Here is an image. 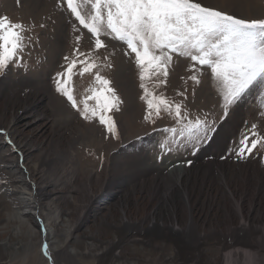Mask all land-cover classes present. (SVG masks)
Masks as SVG:
<instances>
[{"label": "rangeland", "instance_id": "obj_1", "mask_svg": "<svg viewBox=\"0 0 264 264\" xmlns=\"http://www.w3.org/2000/svg\"><path fill=\"white\" fill-rule=\"evenodd\" d=\"M199 2L238 18L264 19V0ZM0 16L29 29L24 33L26 48L19 66L10 65L6 74H0V264H180L175 254L171 257L174 246L168 239L174 240V236L142 242L144 236L152 235L150 229H155L144 228L151 220L158 222L151 213L161 203L159 194L151 198L143 195L142 184L178 164H189L187 175L194 167L213 161L227 164L225 172L247 169V181L251 180L250 171L264 173V139L246 158L236 155L244 136L248 137L247 147L257 139L251 134L254 124L264 138V89L247 94L224 118L222 98L210 70L174 55L166 83L155 94L180 103L188 120L215 121L217 127L209 141L195 148L182 146L190 142L187 136L181 137L174 116L161 112L156 117L153 113L145 120L146 104L140 99L143 91L134 54L125 55L130 51L127 46L107 36L102 37L106 47L95 51L91 34L71 16L64 0H0ZM76 49L86 54L95 51L100 75L110 81L121 101L119 111L109 113L116 124V138L97 119L84 120L55 90L54 77L77 59L73 56ZM95 71L81 76L79 63L74 69L69 86L81 110V101L91 95ZM192 75H197L198 84L190 79ZM152 83L148 82L150 90ZM52 100L60 102L64 110L52 109ZM87 103L94 107L96 102ZM29 106L28 118L23 110ZM33 110L42 113L41 117L34 116ZM56 120L62 124L56 126ZM138 160L142 172L131 178L114 177L120 164ZM19 173L36 204L34 214L28 217L20 214L24 208L15 191L23 187L17 181ZM198 190L202 197L215 194L208 183ZM197 195L191 202L195 206L192 217L198 222L196 232L203 242L205 264H214L208 260L225 251L219 246V237H224L230 248L242 241L251 243L249 250L257 253V264H264V200L258 198L249 211V228L259 231L251 239L246 234H231L241 222L239 215L225 220L218 209L220 201L195 202ZM248 200L244 212L250 208ZM210 205L214 211L208 215L200 212ZM44 245L48 246L47 256Z\"/></svg>", "mask_w": 264, "mask_h": 264}, {"label": "snow or ice", "instance_id": "obj_2", "mask_svg": "<svg viewBox=\"0 0 264 264\" xmlns=\"http://www.w3.org/2000/svg\"><path fill=\"white\" fill-rule=\"evenodd\" d=\"M64 2L79 26L91 34L95 51L106 47L102 37L107 36L127 46L130 51H126L125 55L134 54L143 91L140 99L146 104L145 120L151 119L153 113L156 117L161 112L174 116L180 126L181 137L187 136L190 142L182 146L195 148L209 141L217 127L215 121L200 118L188 120L180 103L167 100L162 93L155 94V90L166 83L174 55L210 70L211 80L217 85L222 98L224 118H227L230 107L247 94L264 89V19L238 18L234 14L205 6L199 0ZM28 30L23 23L0 16V74H6L10 65L19 66L21 54L26 48L24 33ZM76 40L79 42L80 37H76ZM95 51L86 54L76 49L73 56L77 59L71 60L65 71L58 72L54 77L55 90L67 99L73 109L80 111L84 120L97 119L104 130L116 138V124L109 113L119 111L121 101L110 87V81L100 75L99 58ZM78 63L81 76L96 70L91 95L81 101L84 105L82 110L69 86ZM190 79L197 84L200 82L197 75L190 76ZM150 81H153L151 90L148 87ZM87 100H94L95 106L90 107ZM152 122L155 123L154 120ZM256 128L254 124L251 134L257 139L252 140L251 147H247L248 137L244 136L240 140L237 157L246 158L264 139ZM172 131L175 133L176 129ZM161 147L163 149L164 145ZM43 252L45 256L48 255L47 245L43 246Z\"/></svg>", "mask_w": 264, "mask_h": 264}, {"label": "bare ground", "instance_id": "obj_3", "mask_svg": "<svg viewBox=\"0 0 264 264\" xmlns=\"http://www.w3.org/2000/svg\"><path fill=\"white\" fill-rule=\"evenodd\" d=\"M49 106L52 107V109L54 108L55 110H58L59 108L61 109V111L62 109L64 110L61 103L57 102L56 100H52ZM30 109H32V107L26 108L24 110L22 109L24 114H27L28 118L31 116V113L29 112ZM32 112L37 114L34 116H37L38 118H40L42 115V113L39 114L36 110H33ZM14 122L15 121L13 120L11 121L12 124H14ZM54 123L57 126L58 123L60 124L61 122H58L56 120L54 121ZM138 162H132V164H130L129 162L120 164V169L115 170L114 177L131 178L132 175L135 176L138 171L142 172V162L139 160ZM217 162L213 161L212 163L207 165H198L194 167L189 175L185 174V172L189 173V168H187L189 167V164L174 165L168 169L169 171H166V174L158 175L156 176L157 178L148 180L147 184H142L143 195L151 198L159 194L161 201V203L158 204L157 207L153 208L154 213H151V216L153 215L154 217L156 215L159 218L158 222L156 223L154 220H151L150 222L145 224L144 228L146 231H149V227H154L155 229H150V231H152V235L147 234V236H144L145 239H143L142 242L150 244L151 242H153L152 240L163 238L164 236L169 237V235L174 236V240L168 239V241H170L174 246L173 255L171 257H173L175 254L174 257H177L176 259H178V262L180 264H205L207 262V259L206 257L202 256L204 255V250L202 247L203 242L199 238L198 232H196L198 222L196 220L194 221L192 217L195 206H192L191 202L193 201V198L196 194H198V197L196 198L195 202H198L199 199L210 202H214L216 199L220 201L217 202L218 209L223 212L225 220L232 219L237 215L240 216L241 222L236 223L238 225L237 228H234V230L232 231V235L241 233L242 235L246 234L248 238L254 239V237L259 234V231H256L253 228L251 230L249 228L250 225L248 218L250 213L249 211L253 210L252 207H254L256 200L258 198L264 200V194H262L261 196L258 195V193L260 192L264 193V173L250 171L255 176L250 173L249 176L251 177V180L249 179L247 181V169H245L244 171L233 170V173H230V171L225 172L224 168H227V164H221ZM144 171H146V168ZM75 172L76 171H74V173ZM116 178L115 180L118 179ZM17 181L20 185L23 186H18L15 190L17 191L19 198L22 200L21 205H23L24 208L20 211V214L28 217L31 214H34L36 204H34L35 201L32 192L24 184V180L22 179V176H20V173L17 174ZM207 183L210 184V187L212 189H214L215 194L213 197H211V194L202 197L199 193L198 188L202 189V186ZM103 187H100L99 189L102 190ZM246 200H248V203H250V208L244 212L245 209H243V204ZM211 210L214 211L213 207L210 205L208 209L203 208L200 210V212L208 215ZM143 222L144 221H142V223ZM204 223L205 222H203V224ZM157 234L163 236L157 237ZM218 239L220 248L222 247V249H224L225 251L219 258L214 259L215 261L212 259L208 261L213 262L214 264H257V253L249 250L251 243L242 241L240 242V245H237L238 248L237 246H233L234 248H236L234 249L230 248L227 245L224 237H219ZM216 240L217 239L214 237L213 241L216 242ZM241 247H243L244 250H240ZM179 251L181 252V256L177 255V252ZM187 251L189 252V254Z\"/></svg>", "mask_w": 264, "mask_h": 264}]
</instances>
